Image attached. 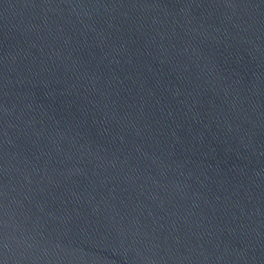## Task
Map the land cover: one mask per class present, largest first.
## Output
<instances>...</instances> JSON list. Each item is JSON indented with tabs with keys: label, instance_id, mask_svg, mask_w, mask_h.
Wrapping results in <instances>:
<instances>
[{
	"label": "water",
	"instance_id": "1",
	"mask_svg": "<svg viewBox=\"0 0 264 264\" xmlns=\"http://www.w3.org/2000/svg\"><path fill=\"white\" fill-rule=\"evenodd\" d=\"M0 264H264V0H0Z\"/></svg>",
	"mask_w": 264,
	"mask_h": 264
}]
</instances>
